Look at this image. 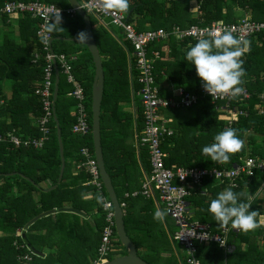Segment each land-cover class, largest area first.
I'll return each mask as SVG.
<instances>
[{
	"label": "trees",
	"instance_id": "trees-1",
	"mask_svg": "<svg viewBox=\"0 0 264 264\" xmlns=\"http://www.w3.org/2000/svg\"><path fill=\"white\" fill-rule=\"evenodd\" d=\"M5 1L7 0H0V5ZM43 1L53 2L61 7L69 6L67 0ZM198 2L197 11L191 12L189 0L168 2L130 0L131 6L126 15L138 30L162 27L170 31L175 25L180 27L192 24L207 25L213 21L231 23L243 17L253 21L264 20V0H198ZM236 8L241 9L245 15L239 18L235 13ZM89 16L104 70V92L100 113L103 158L117 197L121 201L122 191L141 183L139 180V177L142 178L140 166L147 174L150 172L147 148L139 145V159H137L135 148L131 142H128L133 134H138L142 129V107L140 103L134 104V111L133 109L128 111L122 106L124 103L131 106L130 87L133 88L134 95V89H138L140 84L135 80L136 70L132 60L130 66L128 63L127 51L130 52L128 44L118 34H110L93 15L89 14ZM62 18L61 27L64 30L52 34L51 46L55 53H76L78 55L77 59L72 62V72L84 87L90 131L86 135L71 131L76 119L74 115L76 99L68 95L72 84L66 81L65 75L59 69L55 113L61 132L65 167L58 185L47 191L41 186L45 180H49L51 184L56 183L61 165L53 117L48 122L49 138L41 149L25 146L14 147L7 138L0 141V264H22L23 255L31 252L27 245L42 251V246L40 248L36 241L41 237L39 232L50 223V216L41 217L29 225L25 231L22 230L25 223L38 213L53 207H61L66 201H71L73 206L77 207L78 199L76 200L75 196L78 197V191L88 190V188L93 192L92 201L97 202V193L94 188L91 185H82V182L90 179L84 167L79 169L77 175H69L72 160L76 162L83 160L79 153L82 146L87 145L92 154L94 153L91 134V84L94 65L85 45H81L85 50L84 53H79L81 49L79 50L78 47L71 48L72 44H77L75 41H64L57 38H76L79 27L84 26L81 17L63 15ZM38 24V19L32 18L27 13H21L10 19L4 15L0 19L1 135L9 131L22 138L40 134L37 119L43 114V110L35 90L41 86L45 52L42 50L41 39L36 35ZM197 41L187 37L179 39L170 34L167 39L154 42L150 46L151 49L158 50L161 56L155 60L154 74L162 95H171V86L198 90L200 78L197 76L195 66L185 59L186 51ZM250 42V49L242 57L243 67L247 72V75L243 77L242 87H246L251 96L247 100H235L231 104L238 109H246L249 113L238 115L237 119L232 121L219 118L224 102L213 103L209 97L201 98L188 108L165 110L166 115L172 119L170 123L173 128V134L162 142V148L166 152L165 164L167 166L220 168L230 167L244 155L264 157V115L258 114L253 108L259 102L257 94L264 90V76L261 77V72L264 73V34L256 35L255 39ZM63 43L68 46L65 47ZM35 52L39 56L35 62H32ZM129 76H131L132 83H129ZM228 127L238 130V136L245 139V146L240 152L232 154L227 163L212 162L209 157L202 155V148L213 143L215 135ZM8 172L16 173L5 176L4 173ZM68 178L73 180L72 184L67 181ZM213 181L214 179L206 177L199 185L190 186L187 208L191 219L209 223L211 230L215 232L221 227L215 222L208 207L210 201L215 199L219 192L230 187L218 181L213 184ZM263 181L264 174L257 171L250 181L232 190L242 192L241 199L249 202L248 194H254ZM245 186L247 192L242 191ZM102 192L108 196L104 186ZM37 193L39 199L35 198ZM207 194L211 196L208 198ZM250 203L252 205L250 210L259 211L254 201ZM98 205V210L103 213L101 204L98 203ZM124 221L128 222L125 216ZM103 224L104 213L101 214V230ZM262 228L264 229L263 226L257 228V232ZM18 230H21L20 235H16ZM42 236L44 238L45 235ZM249 236V233L241 232L242 238L246 239ZM247 242L250 251L244 252L245 259L252 264H264V252L251 253L253 249H257V244L254 245L249 240ZM216 246L211 244L209 247H204L203 244H198L196 253L197 255L211 252L219 254ZM233 253L242 252L235 249ZM50 256L51 253L42 259L41 256L32 254L29 264H51ZM253 260H257V263Z\"/></svg>",
	"mask_w": 264,
	"mask_h": 264
},
{
	"label": "built area",
	"instance_id": "built-area-1",
	"mask_svg": "<svg viewBox=\"0 0 264 264\" xmlns=\"http://www.w3.org/2000/svg\"><path fill=\"white\" fill-rule=\"evenodd\" d=\"M80 6L87 14L96 17L99 23L107 28L110 25L120 29L123 35V41L130 47L127 51V59L130 66L132 60L136 70L135 80L140 84L137 94L140 96L142 107L143 126L141 131L136 134L137 145L147 148L150 162V172L146 175L142 183V193L150 195L154 188L162 203L163 209L169 210L177 229L172 234V239L183 245L186 252L187 264H202L197 258V245L209 242H215L220 247L226 248V233L228 228H223L220 233L212 232L209 225L191 219L188 210L187 196L190 194L192 184L199 185L204 178H212L221 182H226L231 186L238 185V179L245 176L247 180L258 172H264V157L245 156L240 157L238 162L233 163L230 167H212L204 168L198 166L169 167L165 164L166 152L162 148V142L173 134V128L169 125L171 118L164 111L167 109L188 108L196 104L203 97H209L214 102H224L221 107L219 118L232 121L231 115L236 118L238 115H247L246 109H238L232 106L235 100H247L251 93L244 88L242 95L235 99L227 96H210L202 87L201 80L198 84V90H187L182 86H171V95L164 96L160 92L159 85L156 83L154 74L155 60L160 58L158 50L151 49L154 42L165 40L170 34L176 38H192L198 40L207 36V31L223 30L225 27L233 30V35L249 39L251 36L264 34V20L253 21L243 17L235 22L224 23L222 21H213L207 25L192 24L187 27L173 26L170 31L165 28H148L138 30L136 26L128 20L126 14L111 15L101 11L99 0H78ZM171 1V0H165ZM57 9L61 14L74 17L77 15L76 9L72 6L61 7L53 2L43 0H7L0 5V19L6 15L9 19L18 16L21 13H27L32 18L38 19V28L36 35L41 39L46 33L43 31L45 17L52 15ZM51 34L49 43H42L44 53V66L41 86L37 87L35 93L39 96L43 114L37 119V126L40 134L38 136H27L22 138L13 132L0 134V141L8 139L14 147L25 146L41 148L49 138L50 127L49 120L53 117L52 96L55 81V65L59 71L66 77V81L72 84L71 91L68 95L76 99V109L74 115L75 122L71 127L73 133L86 135L90 131L88 124V112L86 108V95L83 85L75 78L72 72V62L77 59V55L66 54L63 52L55 53L51 46ZM39 54L35 52L32 62L38 58ZM130 82L132 79L130 76ZM260 98H264V92L260 93ZM257 113H264V109H258ZM235 118V119H236ZM83 160L78 167H84L90 176L88 183L92 185L97 194L104 198L101 209L104 213V224L101 230V238L97 247V258L94 264H101L108 261L115 244V222L114 210L111 200L102 192L103 184L100 179L96 159L90 148L86 145L79 149ZM183 178V179H181ZM123 207L124 203H120ZM206 233V235L204 234ZM204 236V238H201ZM206 238V239H205ZM25 254L21 258L22 264H29L31 255Z\"/></svg>",
	"mask_w": 264,
	"mask_h": 264
},
{
	"label": "crops",
	"instance_id": "crops-1",
	"mask_svg": "<svg viewBox=\"0 0 264 264\" xmlns=\"http://www.w3.org/2000/svg\"><path fill=\"white\" fill-rule=\"evenodd\" d=\"M160 1H165V0H160ZM198 3H199L198 0H189V10L191 12H196L198 9ZM82 30L84 31V26L83 28L79 27V32ZM255 37L256 35L251 36L248 40L250 41L252 39H255ZM66 38H70V37H66ZM64 41H75V40L69 39ZM63 45L65 47L68 46V44L66 43H63ZM84 51H85L84 48H81V52L79 53H84ZM263 76L264 73L261 72V77ZM58 82H59V78H58ZM129 83H131L130 76H129ZM130 90H131L130 92L132 98L133 88L130 87ZM262 92H264V90L261 91L260 93ZM260 93L257 94L259 98V102L256 103L253 107L256 110V112L259 108L264 109V98H260ZM132 103H131L132 107L130 108H132L134 111V102L132 101ZM164 113L166 114V112ZM260 114L264 115V113H260ZM231 118L235 120L236 117L234 115H231ZM170 122L169 125L171 126ZM34 124L36 125L35 121ZM259 141L260 140H258V142ZM128 142L129 143L131 142V144L135 148L136 158L139 159V155H138L139 146L137 145V141H136V133L133 134V137H131V139L128 140ZM41 148H36V149H41ZM245 156H251V155H244L241 157H245ZM254 157H259V156H254ZM259 158H263V157H259ZM80 162H76L74 159L72 160L71 170L69 174L70 176L78 174L80 169L78 167V164ZM222 167H226V166H222ZM140 172L142 173V178L139 177L141 183L139 182L140 183L139 185L128 187L127 189L122 191L121 192L122 196L120 198L121 201L117 197L119 203H124V206L121 207L123 211V219L125 216L126 219L128 220V222L124 221V226L127 235L133 241L136 247L137 255L145 261V264H187V257L184 246L172 239V234L177 229L174 220L170 218V216H167L163 222L157 221L153 218L156 209L157 208L163 209V206L158 197V193L154 188H152L153 191L151 192L150 195H146L142 193L141 191L142 183L144 182V179L148 174L142 169L141 166H140ZM8 173L11 174L5 176L12 175L16 172H8ZM63 173H64V169H63ZM258 173L264 174V172H258ZM250 179L247 180L245 176H242L240 179H238V185L236 186H231L226 182H221L215 179L213 181L214 182L213 184H216L218 182L226 183L225 184L226 186L237 189L239 188L240 184H244L250 181ZM57 181L55 184H51L49 180H45L41 183V186L45 188V191H47L55 188L61 180L59 182ZM67 181L70 182V184L73 183L72 179L68 178ZM82 185L87 186L90 184L88 183L87 180L85 182H82ZM52 186L54 187L52 188ZM242 191L247 192L246 186L242 188ZM78 194H79L78 197L75 196L76 200L78 199L77 200L78 205H76L77 207L73 206L71 201L64 202V205L61 207H53L54 209L67 207V208H72L73 210H61V211L56 210L53 213L48 214L50 216L49 217L50 223L46 225V228H43L39 232L41 237L36 241L37 245L40 246V248L42 246V251H38L33 247L27 245L31 253H33L34 255L41 256L42 259L46 258L47 255L51 253L49 259L51 264H94V261L97 258V247L99 246L100 238H101L100 220H101V214L103 213H101L100 210H98V206H99L98 203L92 201L94 199L93 192L89 188L88 190L84 189V191H78ZM36 196L37 197L35 198L39 199L38 193ZM210 196L211 195L207 194L208 198ZM248 197H249V202L254 201L255 207L261 213V215L257 217L258 222H264V181L255 190L254 194H248ZM60 212H64V213H60ZM199 222L206 223L209 225V223L205 221H199ZM227 228H228V232L226 233V243H227L226 248L220 247L215 242H209L203 244L204 247L207 246L209 247L211 246V244L216 246L217 244L218 246L216 247L220 252L219 254L211 252L209 254L198 253L197 255L196 253L197 258L200 260L202 264H252L249 260H246L244 256L245 254L244 252L246 250L248 252L250 251L249 243L247 242L248 240L251 241L252 244L254 245L257 244V249L256 250L253 249L251 253H257V251L261 253L264 252L263 228L259 230V232H257V229H255L254 231L247 232L250 234L249 238H246L248 240L241 237L242 231L232 229L231 225H229ZM222 229L223 228L215 232L220 233ZM22 230L25 231L24 227ZM16 232H17L16 235H20L21 230H18ZM42 235H45L44 238ZM115 237H116L115 244L120 249L119 245L122 244L116 234ZM235 249L241 250L242 253H233ZM126 252H127L126 248L121 247V251L119 250V253H114L112 258L125 255ZM110 255L108 256V260L111 259ZM253 262L257 263V260H253Z\"/></svg>",
	"mask_w": 264,
	"mask_h": 264
},
{
	"label": "clouds",
	"instance_id": "clouds-1",
	"mask_svg": "<svg viewBox=\"0 0 264 264\" xmlns=\"http://www.w3.org/2000/svg\"><path fill=\"white\" fill-rule=\"evenodd\" d=\"M99 3L101 11L111 15L126 14L131 6L130 0H99ZM62 20L60 9L45 17L43 31L46 35L43 36L42 43L47 45L51 34L64 30L61 27ZM89 39V34L82 30L77 33L75 43L88 46ZM250 43L243 37L234 36L233 30L228 27L223 30L207 31L206 37L198 39L194 46L189 47L185 59L195 66L202 87L210 96H227L235 99L244 92L243 77L247 72L243 67L242 57L250 49ZM237 132V129L225 128L215 135L213 143L202 148V155L209 157L212 162L227 163L232 154L240 152L245 146V139L240 138ZM244 135H247L246 131ZM242 197V192L225 188L210 201L208 211L221 228L231 225L232 229L247 233L264 226V222L257 220L261 215L260 211L250 210L251 203L245 202ZM96 200L99 204L104 203V198L100 194H97ZM168 215V209L157 208L153 218L163 222Z\"/></svg>",
	"mask_w": 264,
	"mask_h": 264
},
{
	"label": "water",
	"instance_id": "water-1",
	"mask_svg": "<svg viewBox=\"0 0 264 264\" xmlns=\"http://www.w3.org/2000/svg\"><path fill=\"white\" fill-rule=\"evenodd\" d=\"M69 5L76 9L77 14L81 17L83 24H84V31H86L90 39L87 42L88 46L87 49L91 54L93 65H94V75L91 84V134H92V143H93V150H94V157L97 162L99 175L101 182L107 192L108 198L112 202L113 210H114V222H115V231L116 235L119 238L121 244L126 248L127 252L125 255L118 256L111 258L110 260L101 263V264H145V261L141 259L137 255L136 247L133 241L129 238L126 233L125 226H124V219H123V211L120 206L119 200L117 198L111 177L105 167L102 146H101V134H100V113H101V102L103 98L104 92V70L102 65V59L99 53L98 46L96 44L94 34L92 31L91 26V19L89 14L85 12V10L80 6L78 0H67ZM58 39L62 40H76L74 38H66V37H57ZM53 39H51L52 42ZM58 78H59V71L55 65V84L53 89V96H52V109H53V119L56 125V135L59 145V154L61 159V168L60 173L58 176V181L61 180L63 169H64V156H63V144L61 139V132L59 123L57 121L56 113H55V101L58 94ZM11 173H5L4 175H8ZM55 186V185H54ZM52 186V188L54 187ZM61 211V210H73L72 208L62 207L57 209H48L45 211L40 212L29 221H27L24 225V229L32 224L38 218L46 216L48 214L53 213L54 211ZM40 253V252H39ZM37 253V254H39Z\"/></svg>",
	"mask_w": 264,
	"mask_h": 264
},
{
	"label": "rangeland",
	"instance_id": "rangeland-1",
	"mask_svg": "<svg viewBox=\"0 0 264 264\" xmlns=\"http://www.w3.org/2000/svg\"><path fill=\"white\" fill-rule=\"evenodd\" d=\"M65 3V5H66V2H64ZM236 14H237V16H239V18H241L242 16H244L245 14H244V12H242V10L241 9H239V8H236V12H235ZM109 32H110V34H112V35H114V34H118L119 36H121V38H123V35L120 33V30L116 27V26H114V25H110L109 27H107L106 28ZM75 47H78L79 48V50L81 49V48H83L80 44H72L71 45V48H75ZM139 100H140V96L137 94V88H135L134 89V95L132 96V98H131V103H132V101L134 102V104L135 105H137L138 103H139ZM132 105H133V103H132ZM123 106V109H125V110H128V111H132V108H130V107H132V106H129V104H123L122 105ZM120 246V249L117 247V246H115L114 248H113V250L111 251V255H110V258H112V256H113V254L114 253H119V250L121 251V247L122 248H124L122 245H119ZM264 247V246H263ZM172 252V251H171ZM181 252V251H180Z\"/></svg>",
	"mask_w": 264,
	"mask_h": 264
}]
</instances>
